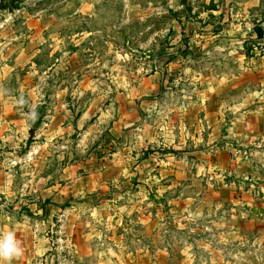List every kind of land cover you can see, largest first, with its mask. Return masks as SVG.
<instances>
[{
	"label": "rangeland",
	"instance_id": "obj_1",
	"mask_svg": "<svg viewBox=\"0 0 264 264\" xmlns=\"http://www.w3.org/2000/svg\"><path fill=\"white\" fill-rule=\"evenodd\" d=\"M31 20L37 50L3 52ZM263 48L264 0H0V159L44 263L264 264L232 212L264 204V142L217 152L264 114Z\"/></svg>",
	"mask_w": 264,
	"mask_h": 264
},
{
	"label": "crops",
	"instance_id": "obj_2",
	"mask_svg": "<svg viewBox=\"0 0 264 264\" xmlns=\"http://www.w3.org/2000/svg\"><path fill=\"white\" fill-rule=\"evenodd\" d=\"M25 25L28 26V29L31 30V33H27L23 36L21 35L20 37L11 36L8 39L10 43L3 47V52L6 54H8V51H10V54L17 53V60H19V58L32 55V53L35 52L42 44L41 42L38 43L40 37L39 32L33 31V29L36 30V27L34 26L37 24L33 23L31 20L25 23ZM9 44H12L11 48L9 47ZM6 101V98L0 96V139L7 122V113L5 111ZM258 102L260 101H257V103ZM262 119H264V114L259 113L253 119L255 123L252 128L249 127L248 124H241L236 129H229L228 134L224 136V139L227 140L226 143H224L225 145L220 147L222 149H218L217 152L223 150V153L229 154L230 151L235 150L233 148L236 146L240 148L238 150H240L241 153L244 151V147L252 146L253 148H250L249 155H253V152H256L258 149L262 151V143L264 142V123L260 121ZM5 153L6 152H3V154ZM244 154H247V152L244 151ZM246 159L249 160V163H253V159H250L249 156H246ZM9 161H7L5 157H3L2 160L0 159V202L5 203L7 206L6 211L0 212V235L6 234L8 232L13 233L16 242L22 249V255L19 258H13L11 264H45L46 261H48L47 258L43 257L46 250H48L47 238L40 236L39 232L41 231L42 226H40L39 223H35L36 221L32 215H27L25 213L26 211H24L21 206V202H28L31 204L28 206L30 208L31 206L35 205L32 203H34L40 197L38 196L36 198L31 196L32 193L29 192V198L24 199L23 197L26 194H16V189L12 186L19 179L17 168L19 167L20 170L23 168L27 169V165L18 166V164H14ZM30 169L32 170V167ZM26 174L29 175L30 173ZM181 174L183 173L181 172ZM181 174L180 176H177V179L186 178V176H182ZM32 178L34 179L35 176H32L31 173L30 178L27 179L28 182L31 183ZM220 199L224 200V198L219 197L218 200ZM232 200H234V202L239 201L242 205L240 208L243 213L235 210L232 211L235 213L238 212L236 216H239L241 219L246 218V221H248L247 218L254 217L257 219L260 218V220L263 221L262 218H264V204L261 205L260 202L259 206H257L258 204H256V202L254 203L255 199L250 198L249 196L241 198L232 197ZM34 215H36V213H34ZM246 221H242V223ZM245 225L248 227V222H246ZM257 232L261 233L262 231L259 229ZM3 264H8V261H4Z\"/></svg>",
	"mask_w": 264,
	"mask_h": 264
},
{
	"label": "clouds",
	"instance_id": "obj_3",
	"mask_svg": "<svg viewBox=\"0 0 264 264\" xmlns=\"http://www.w3.org/2000/svg\"><path fill=\"white\" fill-rule=\"evenodd\" d=\"M21 255L22 249L16 242L13 233L8 232L0 235V264H3L4 261L11 264L13 258H19Z\"/></svg>",
	"mask_w": 264,
	"mask_h": 264
},
{
	"label": "built area",
	"instance_id": "obj_4",
	"mask_svg": "<svg viewBox=\"0 0 264 264\" xmlns=\"http://www.w3.org/2000/svg\"><path fill=\"white\" fill-rule=\"evenodd\" d=\"M263 54H264V48H263ZM263 59H264V55H263ZM7 206L4 203L0 202V212L2 211H6Z\"/></svg>",
	"mask_w": 264,
	"mask_h": 264
},
{
	"label": "trees",
	"instance_id": "obj_5",
	"mask_svg": "<svg viewBox=\"0 0 264 264\" xmlns=\"http://www.w3.org/2000/svg\"><path fill=\"white\" fill-rule=\"evenodd\" d=\"M259 31V37H263V31L262 30H258ZM80 116V114L78 115V117Z\"/></svg>",
	"mask_w": 264,
	"mask_h": 264
}]
</instances>
